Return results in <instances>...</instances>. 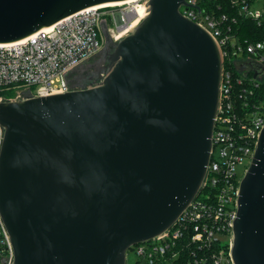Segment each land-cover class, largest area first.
<instances>
[{"label":"water","instance_id":"1","mask_svg":"<svg viewBox=\"0 0 264 264\" xmlns=\"http://www.w3.org/2000/svg\"><path fill=\"white\" fill-rule=\"evenodd\" d=\"M125 1L0 0V44ZM185 5L194 6L149 0L118 41L103 23L106 67L84 87L69 74L65 93L0 102V219L11 264H126L133 246L167 233L200 194L224 60L212 35L180 13ZM231 257L264 264V128L240 182Z\"/></svg>","mask_w":264,"mask_h":264},{"label":"built area","instance_id":"2","mask_svg":"<svg viewBox=\"0 0 264 264\" xmlns=\"http://www.w3.org/2000/svg\"><path fill=\"white\" fill-rule=\"evenodd\" d=\"M218 0H185L180 13L208 31L219 45L223 64L221 95L213 134V152L205 186L163 236L133 246L135 264H234L231 257L233 223L242 179L237 165L253 159L264 128V82L249 65L264 67V42L239 36L240 17L264 19L259 0H232L226 9ZM149 0L116 7H92L49 29L12 44H0V102L17 100L30 91L34 97L65 93L68 76L99 54L106 43L103 23L113 41L128 34L146 15ZM142 8V9H141ZM112 21L115 27L109 26ZM11 92L12 95H7ZM3 129L0 124V146ZM248 170V168L245 170ZM128 251V252H129ZM13 249L0 219V264H11Z\"/></svg>","mask_w":264,"mask_h":264},{"label":"flooded vegetation","instance_id":"3","mask_svg":"<svg viewBox=\"0 0 264 264\" xmlns=\"http://www.w3.org/2000/svg\"><path fill=\"white\" fill-rule=\"evenodd\" d=\"M111 50V46H106L94 58L82 64L70 73V81L77 86L84 87L92 75L101 72L106 67L107 54Z\"/></svg>","mask_w":264,"mask_h":264},{"label":"trees","instance_id":"4","mask_svg":"<svg viewBox=\"0 0 264 264\" xmlns=\"http://www.w3.org/2000/svg\"><path fill=\"white\" fill-rule=\"evenodd\" d=\"M217 2L223 5L226 9H230V6H232V0H218ZM238 30H240L239 36L249 42H264V19L259 25L254 20L240 17L238 21ZM257 92L259 96H264V82ZM7 95L12 94L11 92H8Z\"/></svg>","mask_w":264,"mask_h":264},{"label":"rangeland","instance_id":"5","mask_svg":"<svg viewBox=\"0 0 264 264\" xmlns=\"http://www.w3.org/2000/svg\"><path fill=\"white\" fill-rule=\"evenodd\" d=\"M264 4V0H259L258 2L255 3V7H260L263 6ZM109 26L110 27H115L114 23L110 20L109 21ZM106 44V43H105ZM249 167L248 163L245 162V164H238L237 165V173H238V177L240 179H242L245 175V170ZM136 262V256L133 253V251H129L127 253V257H126V264H135Z\"/></svg>","mask_w":264,"mask_h":264},{"label":"bare ground","instance_id":"6","mask_svg":"<svg viewBox=\"0 0 264 264\" xmlns=\"http://www.w3.org/2000/svg\"><path fill=\"white\" fill-rule=\"evenodd\" d=\"M136 1H138V0H128V1H125V2L111 3V4H106V5H102V6H98V7H116V6H119V5L124 4V3H127V2H136ZM141 9H142V8H141ZM141 15H142L141 18H144V17L146 16V15L143 13V11H142ZM139 23H140L139 20L136 21V22H135V26H137ZM50 28H51V27H50ZM46 29H49V28H46ZM44 30H45V29H44ZM122 36H125V33H123V34L121 35V37H122Z\"/></svg>","mask_w":264,"mask_h":264}]
</instances>
